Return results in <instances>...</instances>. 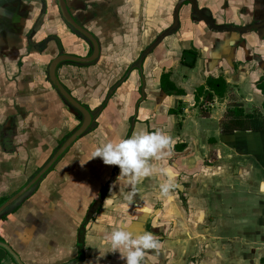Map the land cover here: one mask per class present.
Listing matches in <instances>:
<instances>
[{"label":"crops","instance_id":"1","mask_svg":"<svg viewBox=\"0 0 264 264\" xmlns=\"http://www.w3.org/2000/svg\"><path fill=\"white\" fill-rule=\"evenodd\" d=\"M178 1L66 0L101 50L95 63H63L57 75L98 113L33 193L0 215V242L24 264L74 263L81 227L84 264H126L125 250L103 242L120 227L160 237L149 264H264V130L221 132L236 107L264 118V0H183L175 31L139 66L172 27ZM186 50L196 53L193 66L182 62ZM90 52L55 0H0V205L80 122L50 83L51 60ZM140 130H161L175 143L163 171L142 178L129 202L119 167L91 153ZM165 182L173 185L167 197ZM0 264H16L1 246Z\"/></svg>","mask_w":264,"mask_h":264},{"label":"clouds","instance_id":"2","mask_svg":"<svg viewBox=\"0 0 264 264\" xmlns=\"http://www.w3.org/2000/svg\"><path fill=\"white\" fill-rule=\"evenodd\" d=\"M174 143V139L161 130L151 132L140 130L127 138L109 140L95 147L91 153V159L100 157L106 165L119 167L118 176L123 178V182L131 189L125 199L131 202L135 195V185L142 178L163 171L161 164L166 163L172 156ZM113 186H116V180ZM172 187L170 182L162 183L161 195L167 197ZM259 190L264 193V181H261ZM103 242L109 244L113 252L125 250L126 255L121 258L126 261V264H149L147 256L159 252L162 248L157 234L150 231L133 234L124 227L105 233Z\"/></svg>","mask_w":264,"mask_h":264},{"label":"water","instance_id":"3","mask_svg":"<svg viewBox=\"0 0 264 264\" xmlns=\"http://www.w3.org/2000/svg\"><path fill=\"white\" fill-rule=\"evenodd\" d=\"M183 2V0H179L174 11V23L172 27L162 33L156 41L152 43L148 49L140 57L138 64L143 59L147 51H149L153 45L156 44L159 38H162L164 35H168L169 33H173L178 25V9L179 5ZM57 10L62 21L77 35L82 37L85 41H87L91 47V53L85 57H79L75 55H70L66 53H61L57 57L53 58L49 64L48 68V77L50 83L53 88L56 90L58 95L63 99L68 107L75 110L79 114L80 122L73 129L68 136L62 141L59 147L54 151V153L50 156V158L46 161V163L36 171V173L31 176L28 181L23 185L17 192H15L12 196H10L4 203L0 205V215L5 212V210L14 205L20 203L23 199L33 193V191L38 187L41 183L42 179L56 166L59 160L63 157L66 151L73 145V143L78 140L81 136L88 133L91 129L94 128L96 122L95 118L97 115L96 111H91L85 104L81 103L76 97H74L71 92L64 86V84L60 81L57 75V67L62 63H74L76 65H90L95 63L100 54V43L98 38L91 32L86 26H84L76 17H74L69 7L67 6L66 0H55ZM194 14L202 21L207 23L213 29H219L214 25L213 21L204 15L196 5L192 6ZM140 66V64H139ZM142 96H144V91L142 90ZM103 195H101L102 197ZM97 202L94 204V208L97 206ZM93 206L88 210L86 217L84 219V225L86 222L92 217L93 214ZM83 227H81L79 234L80 246L78 247V257L74 261V263L70 264H84V253L81 245V240L83 237ZM0 246L3 247L9 255L13 258L16 264H24L21 261L20 257L17 253L6 243L0 242Z\"/></svg>","mask_w":264,"mask_h":264},{"label":"trees","instance_id":"4","mask_svg":"<svg viewBox=\"0 0 264 264\" xmlns=\"http://www.w3.org/2000/svg\"><path fill=\"white\" fill-rule=\"evenodd\" d=\"M183 54L187 55L182 62L188 66H193L196 58V53L191 50H186ZM166 75H162L161 85L165 87ZM210 85L218 90L222 89V81L220 79H209ZM220 87V89H219ZM228 118L221 122V132L228 134L233 133L235 130H250V131H260L264 130V118L261 113H244L241 108H233L228 112Z\"/></svg>","mask_w":264,"mask_h":264},{"label":"flooded vegetation","instance_id":"5","mask_svg":"<svg viewBox=\"0 0 264 264\" xmlns=\"http://www.w3.org/2000/svg\"><path fill=\"white\" fill-rule=\"evenodd\" d=\"M90 53H91V52H90ZM60 54H61V53H60ZM60 54H58V55H60ZM58 55H57V56H58ZM57 56H56V57H57ZM62 64H63V63H62ZM60 65H61V64H60ZM60 65H59V66H60ZM59 66H58V67H59ZM58 67H57V69H58ZM52 87H53V86H52ZM66 88H67V87H66ZM53 89H54V88H53ZM54 90H55V89H54ZM55 91H56V90H55ZM56 93H57V92H56ZM57 94H58V93H57ZM58 96H59V95H58ZM59 97H60V96H59ZM60 98H61V97H60ZM61 100H62V102H64L62 98H61ZM64 103H65V102H64ZM65 105H66V103H65ZM90 110H91V109H90ZM91 111H92V110H91ZM62 140H63V139H61V141H62ZM61 141H60V142H61ZM34 174H35V173H34ZM34 174H33V175H34ZM46 176H47V175H46ZM46 176H45V177H46ZM45 177H44V178H45ZM44 178L42 179V181L44 180ZM85 217H86V216H85Z\"/></svg>","mask_w":264,"mask_h":264}]
</instances>
